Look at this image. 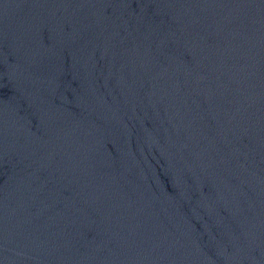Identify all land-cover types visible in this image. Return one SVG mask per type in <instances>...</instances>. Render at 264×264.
Masks as SVG:
<instances>
[{
	"label": "water",
	"instance_id": "95a60500",
	"mask_svg": "<svg viewBox=\"0 0 264 264\" xmlns=\"http://www.w3.org/2000/svg\"><path fill=\"white\" fill-rule=\"evenodd\" d=\"M0 264H264V0H0Z\"/></svg>",
	"mask_w": 264,
	"mask_h": 264
}]
</instances>
